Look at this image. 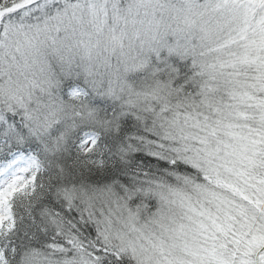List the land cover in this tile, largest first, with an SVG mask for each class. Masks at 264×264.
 <instances>
[{
  "label": "snow or ice",
  "instance_id": "1",
  "mask_svg": "<svg viewBox=\"0 0 264 264\" xmlns=\"http://www.w3.org/2000/svg\"><path fill=\"white\" fill-rule=\"evenodd\" d=\"M0 264H264V0H0Z\"/></svg>",
  "mask_w": 264,
  "mask_h": 264
}]
</instances>
